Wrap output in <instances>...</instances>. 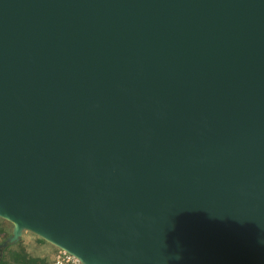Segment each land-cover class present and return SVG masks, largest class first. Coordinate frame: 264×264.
<instances>
[{"label":"water","instance_id":"95a60500","mask_svg":"<svg viewBox=\"0 0 264 264\" xmlns=\"http://www.w3.org/2000/svg\"><path fill=\"white\" fill-rule=\"evenodd\" d=\"M4 250L264 264V0H0Z\"/></svg>","mask_w":264,"mask_h":264},{"label":"trees","instance_id":"16d2710c","mask_svg":"<svg viewBox=\"0 0 264 264\" xmlns=\"http://www.w3.org/2000/svg\"><path fill=\"white\" fill-rule=\"evenodd\" d=\"M5 221L6 220H4L3 218H0V238L2 235L3 236L6 235L5 238H7L10 235L9 233H7V229L4 224ZM4 239L2 240L0 239V243ZM13 245H15V243L10 244L7 248H5L0 264H45L46 263L45 257L35 256L30 254L24 246H21L19 248H14Z\"/></svg>","mask_w":264,"mask_h":264},{"label":"rangeland","instance_id":"374dc122","mask_svg":"<svg viewBox=\"0 0 264 264\" xmlns=\"http://www.w3.org/2000/svg\"><path fill=\"white\" fill-rule=\"evenodd\" d=\"M4 224L6 226L7 233L11 234L13 227L12 223L6 220ZM5 236L2 235L0 239H4ZM21 246H24L30 254L42 257L43 255L45 257H50L53 253V250L56 248V246L38 237L32 232H24L23 238L13 245L14 248H19Z\"/></svg>","mask_w":264,"mask_h":264},{"label":"built area","instance_id":"2783aa9c","mask_svg":"<svg viewBox=\"0 0 264 264\" xmlns=\"http://www.w3.org/2000/svg\"><path fill=\"white\" fill-rule=\"evenodd\" d=\"M45 264H82V262L77 256L67 250L57 248V252L53 260L48 261Z\"/></svg>","mask_w":264,"mask_h":264},{"label":"crops","instance_id":"0c3cea01","mask_svg":"<svg viewBox=\"0 0 264 264\" xmlns=\"http://www.w3.org/2000/svg\"><path fill=\"white\" fill-rule=\"evenodd\" d=\"M23 235H24V233L22 234L21 239L23 238ZM56 252H57V247L53 250V253L51 254L50 257H45V256L43 255V257L46 258V262L53 260V258L55 257Z\"/></svg>","mask_w":264,"mask_h":264}]
</instances>
